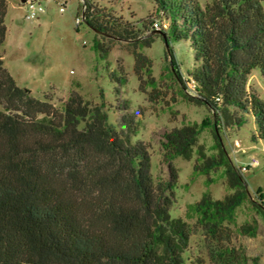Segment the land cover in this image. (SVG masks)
Returning <instances> with one entry per match:
<instances>
[{
	"label": "trees",
	"instance_id": "1",
	"mask_svg": "<svg viewBox=\"0 0 264 264\" xmlns=\"http://www.w3.org/2000/svg\"><path fill=\"white\" fill-rule=\"evenodd\" d=\"M83 1L92 29L115 39L139 38L134 26ZM197 2L179 0L172 11L159 6L169 17L163 31L168 42L169 30L194 49L195 67L188 81L180 77L184 87L195 85L189 100L211 108L218 124L242 126L252 117V139L264 145V99L250 86L256 70L264 80V0H213L205 9ZM8 10L9 1L0 0V264H205L185 258L192 226L171 217L179 178L172 160L192 158L198 126L164 134L169 179L155 182L148 145L132 138L135 125L118 131L104 104L91 108L78 92L59 111L17 85L2 51ZM96 48L107 58L108 50L99 43ZM133 55L141 81L150 63L138 51ZM200 159L203 172L226 166L237 180L225 150L219 159L200 152ZM241 199L216 201L205 194L192 206L197 224L217 241L214 264H250L234 249L220 247L216 236Z\"/></svg>",
	"mask_w": 264,
	"mask_h": 264
},
{
	"label": "rangeland",
	"instance_id": "2",
	"mask_svg": "<svg viewBox=\"0 0 264 264\" xmlns=\"http://www.w3.org/2000/svg\"><path fill=\"white\" fill-rule=\"evenodd\" d=\"M8 1V33L2 51L4 66L17 85L59 111L72 92H78L91 108L104 104L109 123L118 131L127 132L128 123L135 125L138 132L132 138L148 145L155 182L169 179L162 145L164 134L174 128L198 126V144L192 158L178 156L172 160L179 178L171 217L187 221L193 231L185 258L214 264L211 249L217 241L197 224L198 216L192 210L209 194L216 201L242 198L233 218L219 228L216 236L220 247L234 249L250 264L254 260L264 264V145L252 139V117L248 116L242 126L218 124L211 108L189 100L190 85L184 87L180 77L188 81L196 64L190 40H177L168 30V50L161 32L152 28L155 18L170 25L168 15L160 10V2L172 11V4L179 0H91L106 14L134 26L139 34L134 41L106 37L85 20L77 25V17L83 14V0H45L42 3L47 12L36 19L27 18L28 11L21 0ZM212 1L198 0L197 5L205 9ZM96 43L109 51L107 58L100 56ZM135 51L150 63L141 71V81L135 72ZM114 75L121 81H116ZM250 86L264 99V80L258 70L253 72ZM39 119L50 122L49 118ZM235 140L242 142L246 154L234 146ZM220 149L226 151L237 180L226 166L202 171L200 152L219 159ZM251 156H257L261 165L242 173L240 167Z\"/></svg>",
	"mask_w": 264,
	"mask_h": 264
},
{
	"label": "built area",
	"instance_id": "3",
	"mask_svg": "<svg viewBox=\"0 0 264 264\" xmlns=\"http://www.w3.org/2000/svg\"><path fill=\"white\" fill-rule=\"evenodd\" d=\"M43 1L45 0H21L22 4L27 8L28 19H36L38 18L41 14H45L47 12L46 7L43 5ZM86 6L84 5L83 8V14L78 16L76 19L77 25H80L83 20L86 19ZM60 11H64V8H61ZM152 28L154 31L158 32H163L168 28V24L165 23L164 21L160 20L159 18H155L152 22ZM190 85V89H187L188 93L190 95H194V84H188ZM234 146L241 152L242 154H246L247 150L242 146V142L240 140H235ZM261 165V161L257 156H251L248 160V162L240 167V171L242 173H246L251 169L257 168Z\"/></svg>",
	"mask_w": 264,
	"mask_h": 264
},
{
	"label": "water",
	"instance_id": "4",
	"mask_svg": "<svg viewBox=\"0 0 264 264\" xmlns=\"http://www.w3.org/2000/svg\"><path fill=\"white\" fill-rule=\"evenodd\" d=\"M94 30V29H93ZM95 32H98V31H96V30H94ZM98 33H100V32H98ZM160 34H162V36H163V38H164V40H165V42H166V45H167V48H168V50H170V44H169V42H168V40L166 39V34H164L163 32H161Z\"/></svg>",
	"mask_w": 264,
	"mask_h": 264
}]
</instances>
